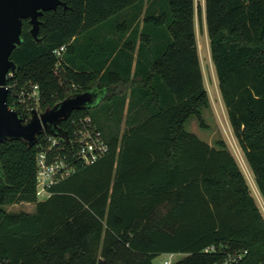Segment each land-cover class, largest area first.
<instances>
[{
    "label": "trees",
    "instance_id": "16d2710c",
    "mask_svg": "<svg viewBox=\"0 0 264 264\" xmlns=\"http://www.w3.org/2000/svg\"><path fill=\"white\" fill-rule=\"evenodd\" d=\"M62 1L39 18L38 40L23 21L8 104L14 108L30 84L39 88L41 113L75 94L108 91L60 127L72 138L90 116L109 152L78 164L39 201L36 156L50 135L34 144L2 142L0 261L155 264L173 254L184 255L173 264H224L247 250L231 264H264V215L239 163L225 140L210 144L186 129L192 117L207 128L203 113L211 106L198 20L232 132L264 200V0H205L204 9L196 0ZM18 204L35 210H7Z\"/></svg>",
    "mask_w": 264,
    "mask_h": 264
},
{
    "label": "water",
    "instance_id": "95a60500",
    "mask_svg": "<svg viewBox=\"0 0 264 264\" xmlns=\"http://www.w3.org/2000/svg\"><path fill=\"white\" fill-rule=\"evenodd\" d=\"M59 6L66 4L62 0H0V144L8 139L34 144L44 132L68 140L60 127L61 121L75 109L97 105L102 95L97 90L75 94L40 114L33 111L30 117L21 115L8 104L7 77L16 70L11 54L22 43L23 21H30L31 34L38 40L39 18Z\"/></svg>",
    "mask_w": 264,
    "mask_h": 264
},
{
    "label": "built area",
    "instance_id": "2783aa9c",
    "mask_svg": "<svg viewBox=\"0 0 264 264\" xmlns=\"http://www.w3.org/2000/svg\"><path fill=\"white\" fill-rule=\"evenodd\" d=\"M66 46L56 50L57 56H61ZM13 77L9 73L7 81ZM10 92V87L7 85ZM40 102L39 88L37 85L30 84L14 100L13 110H19L21 115L30 117L33 111H38ZM25 105L24 112L22 111ZM23 112V113H22ZM72 138L68 140L50 135L47 139V147L41 149L36 156L37 163V197L39 201H44L52 196L50 189L60 181L70 177L75 173L77 165L90 166L98 162L109 152V145L102 132L97 128L93 119L88 116L81 119L75 125ZM68 145V146H67ZM215 251L214 247L206 249V252ZM248 253L244 250L241 253L230 255V259L224 264L238 262ZM177 260L176 255L169 254L159 264H173ZM0 264H9L0 261Z\"/></svg>",
    "mask_w": 264,
    "mask_h": 264
},
{
    "label": "rangeland",
    "instance_id": "374dc122",
    "mask_svg": "<svg viewBox=\"0 0 264 264\" xmlns=\"http://www.w3.org/2000/svg\"><path fill=\"white\" fill-rule=\"evenodd\" d=\"M166 2L167 0H160L162 6H165ZM196 4L198 7L204 9L205 0H196ZM145 8H147V2L145 3ZM142 15H145V10L143 11ZM118 22L122 24L121 20H119ZM197 35L199 42V53L205 77V85L209 93L211 106L209 110L204 111L203 113L207 128H201L197 117H192L186 124V129L210 144H214V142L218 139L225 140L229 147V150L232 152L241 169L243 170L247 182L250 186L251 193L264 215L263 197L258 190L252 170L245 159L244 153L241 150L237 139L232 132V128L227 115V110L220 93L215 67L212 61L210 43L206 31L205 21L199 23L197 20ZM7 210L10 212H33L35 210V204H18L14 206H8ZM176 257L177 260H179L183 258L184 255H177ZM164 259V256H160L154 261V263L159 264V262L163 261Z\"/></svg>",
    "mask_w": 264,
    "mask_h": 264
},
{
    "label": "crops",
    "instance_id": "0c3cea01",
    "mask_svg": "<svg viewBox=\"0 0 264 264\" xmlns=\"http://www.w3.org/2000/svg\"><path fill=\"white\" fill-rule=\"evenodd\" d=\"M197 38H198V35H197ZM198 45H199V42H198ZM109 92L107 91H104V92H102V95L100 96V99H99V102H98V104L102 101V99L108 94ZM106 94V95H105ZM105 95V96H104ZM125 124H123L122 125V131H124L125 130ZM164 257L166 256V255H163ZM177 256V255H176Z\"/></svg>",
    "mask_w": 264,
    "mask_h": 264
}]
</instances>
